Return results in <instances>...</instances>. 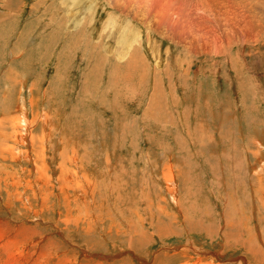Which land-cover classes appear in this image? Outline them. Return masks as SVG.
I'll return each mask as SVG.
<instances>
[{"label": "rangeland", "instance_id": "374dc122", "mask_svg": "<svg viewBox=\"0 0 264 264\" xmlns=\"http://www.w3.org/2000/svg\"><path fill=\"white\" fill-rule=\"evenodd\" d=\"M36 2L0 0V119L17 115L22 98L29 110V137L38 125L30 123V102L34 114L42 119L47 112L45 117L55 126L40 160L48 190L27 187L38 176L29 137L24 141L28 145L22 143L16 150L24 152L23 160L0 159V222L9 232L7 238L27 243L19 246L24 247V264L198 260L192 252L179 253L186 246L209 254L201 255L206 259L202 263L211 262L210 254L217 252L224 264H255L246 254L256 246L264 255V40L242 48L235 45L226 56L192 61L183 82L176 72L160 73L157 81L163 80V92L156 98L158 107H149L153 70L148 84L134 88L133 94L124 89L125 81L116 82L113 97L109 70L94 71L85 49L61 58L63 28L56 33L52 15H44L51 2L45 0L33 11ZM52 2L54 7L57 1ZM46 33L51 40L47 43ZM167 47L165 42L163 51ZM177 53L171 52V68ZM18 115L25 119L20 110ZM34 130L48 132L41 125ZM63 157L67 177L82 191L86 184L81 177L89 172L96 179L94 205L79 203L87 207L89 218L74 208L67 217L60 196L54 197L62 175L55 167ZM164 170L171 173V182L163 180ZM44 194L51 195L48 209L32 218L28 211L42 207ZM129 234L135 257L127 249ZM245 242L254 245L248 252ZM5 255L0 246V264L7 258L9 264L18 263Z\"/></svg>", "mask_w": 264, "mask_h": 264}, {"label": "bare ground", "instance_id": "6f19581e", "mask_svg": "<svg viewBox=\"0 0 264 264\" xmlns=\"http://www.w3.org/2000/svg\"><path fill=\"white\" fill-rule=\"evenodd\" d=\"M43 1L45 0H37V2L32 5L31 9L33 11L34 9L37 10L40 8L39 5ZM47 1L49 4L51 2V5L49 8L43 10L44 15L45 12L46 14L52 15V20L58 26L56 28L58 32L55 31L56 33H59V28H63L61 31L64 32L60 37V43L64 45L63 51L65 55L61 53V58L69 56V53H72V56L69 57H73L78 53L77 50L85 49L89 54V58L95 63L93 67L94 71L103 72L105 68L109 70L108 79L110 80L109 82L113 84L110 88V93L113 94V97L116 96V82L120 83L122 80L125 81L127 86L124 87V89L128 91L129 94H133L134 88L141 86L143 83L148 84L147 77L149 76L150 70H153V91H151V97H149L148 100L149 107L155 105V107H158V100L156 101V98L163 92V80L157 81V76H160V73L165 72L169 75L168 73L172 71L176 72L179 76L181 75V82H183L187 76H190L189 72L191 70L192 61L203 57H205L204 59H212L213 57H220L223 54L226 56V53L228 54L232 52V49L236 48L234 47L235 45H239L242 48L246 45H254L264 40V0H54L57 1L54 7L52 0ZM102 14H105L103 20H101ZM62 16H67V18L64 19ZM44 37L47 43L50 40L49 34L46 33ZM53 38L57 37H52V39ZM70 38L73 39V41L69 40ZM55 41L57 40L55 39ZM165 42H167L168 47L163 51L162 47ZM171 52H178L177 59L173 63V68H171L172 66L170 65L171 58L173 59ZM180 54L183 58L180 57ZM83 55H85L84 52ZM225 58L226 57H224V59ZM188 60L190 61L188 62ZM149 61L151 62V68H149ZM174 76L175 75H173V78ZM88 85L89 83H87V86ZM122 86L124 85H121V87ZM128 87L129 89H127ZM146 88L147 85L144 90H146ZM20 101V105L18 104L16 108L17 115H11L9 118L4 116L3 119H0V159H2V161H5L7 157L16 162L23 160L24 152H16V150L18 146L22 147V143H24L30 135V130L27 129L29 127L27 124L29 120V117H27L29 110H27V105L22 98ZM28 108L31 109L30 123L36 124L37 122L38 125H41V127L48 130V132L38 133V131H35L34 129L38 125L32 129V135L29 137V145L32 149L31 153L34 156L32 166L35 173L38 172V176L36 174L37 180L33 183L28 181L27 187H31L30 190H32V185L34 184L37 187L39 186L40 190H48L49 178L46 174V167L41 164L40 160L44 159L46 151L43 145H48L47 140L51 135L50 129H54L55 126L52 120L45 117L47 112L41 119L40 114L33 113L34 106L31 102ZM19 110L25 117L24 120L19 117ZM8 137H10V142L14 144L13 147L12 145L9 147L7 146ZM24 144L28 145V143ZM62 145L63 142H60V147H62ZM57 169H59L62 175L59 178L60 186L57 189L58 194L54 197L58 198V195L60 196V207L66 210L68 213L67 217H71L72 208L79 213L85 212L88 217L87 207H82L79 203H83L84 201V203L89 204V201H91V205H94L95 189L92 191V188L98 187L96 179L90 178L89 172L86 173V176L81 177L82 181L86 184L85 191H82L79 184H72L71 179L67 177L66 173H68V170H66L64 166V157L58 166L55 167V170ZM170 174L165 172V178L163 180L171 182L172 178ZM259 183L260 182H258V184ZM32 194L35 198L36 192ZM50 197V194H44L42 207L35 210L34 208L29 209L28 213L32 218H37L43 212H46ZM171 197H173V195ZM63 221L65 220H62V222ZM70 221L71 218L69 222ZM3 227L4 226H2L0 222V246L6 254L5 256L11 255L18 260L17 264H24V255L22 253L24 247L19 246H24L27 243L25 242L26 244H22L18 243L16 239L7 238L6 235H8L9 232H5ZM161 231L157 232V234L161 235ZM128 236L127 249L129 253L135 257L133 254L134 251L132 252L130 249V244H132V242L134 244L133 236L130 234ZM229 237L231 238L232 235ZM44 239H46V237L43 238V240ZM30 241L32 243L34 240L30 238ZM37 242L36 248L39 247L41 242L40 237ZM253 246H249L245 242V251L248 252L247 249L249 250V248ZM51 247H53V245H51ZM12 249L18 257L13 254ZM184 249V251H180L179 253L189 251L194 253L198 259L196 261H189L191 259H188L184 264H213V260L216 261L214 264H224L219 260L221 257L216 255L217 252L210 254L213 256L211 262L202 263L201 260L206 259L200 258L201 255L208 256V253H198L194 250L195 248H188V246ZM259 249L260 247L254 246L253 249H250L251 252L249 251L250 253L246 255L248 258L251 256L253 260H256L255 264H264V255ZM84 253L85 252H83V254ZM30 256L31 255L27 258L30 259ZM43 258L47 261L46 257ZM169 260L171 259L169 258ZM7 261L6 264H9L8 258ZM242 262L243 264H249L247 260H242ZM250 264H253V261Z\"/></svg>", "mask_w": 264, "mask_h": 264}]
</instances>
